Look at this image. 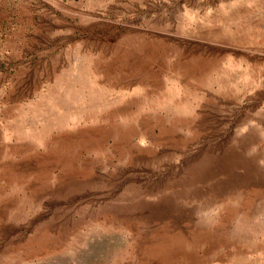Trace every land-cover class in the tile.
<instances>
[{"label":"rangeland","instance_id":"rangeland-1","mask_svg":"<svg viewBox=\"0 0 264 264\" xmlns=\"http://www.w3.org/2000/svg\"><path fill=\"white\" fill-rule=\"evenodd\" d=\"M0 264H264V0H0Z\"/></svg>","mask_w":264,"mask_h":264}]
</instances>
